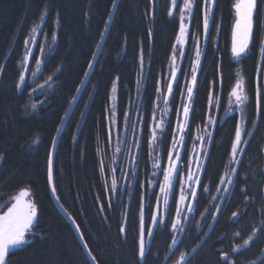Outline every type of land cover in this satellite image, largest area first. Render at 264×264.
Returning <instances> with one entry per match:
<instances>
[{
    "label": "trees",
    "instance_id": "trees-1",
    "mask_svg": "<svg viewBox=\"0 0 264 264\" xmlns=\"http://www.w3.org/2000/svg\"><path fill=\"white\" fill-rule=\"evenodd\" d=\"M112 2L0 0V66H3L0 71V212L16 193L27 189L31 201L37 206L39 225L28 244L12 250L9 264H90L74 229L51 199L47 157L56 129L102 36ZM169 3L170 0L118 1L99 56L63 127L54 154L56 196L63 209L79 225L99 264H174L179 254L188 253L208 230V227L198 229L197 221L187 223L178 243L170 250L174 233L170 227L157 225L147 246L152 254L146 261H138L136 238L141 200L146 216L154 203L153 193L149 196L141 186L148 172L147 158L143 154L139 159L133 191L128 200L125 198L120 202L112 201L106 191L105 177L109 173L106 163H103L104 171L100 168V154L108 151L107 115L112 83H117L116 112L120 119L135 94L141 50L148 64L140 103L145 117L151 113L158 80L165 75L178 32L179 7L175 16L169 17ZM233 3L234 0H218L215 23L210 22L197 73L192 105L195 111L189 118L188 135L191 136L205 120L209 95L218 93V122L207 150L210 158L205 157L203 163L207 175L201 172L199 176L210 192L198 189L196 220L208 208L215 192L213 185H219L217 178L229 163L234 125L239 116L237 112L226 114V109L239 74L250 97L243 108V115L249 121L245 123L244 139L250 143L246 146V156L240 157L242 164L237 165L239 184L231 186V194L224 200L208 235L188 257V264H222L219 259L221 251H228L237 264H247L259 256L264 247V233H260L250 245L239 252L232 251L264 219L261 211L264 208V117L256 116L254 101L257 65L262 63L258 50L264 41V0H258L260 17L249 49L238 58L230 53ZM45 9L47 14L42 22L40 40L44 36L45 41L53 42L52 48L44 56L35 81L25 80L18 89L16 84L21 74L24 41L40 22L39 16ZM153 9L154 15L151 14ZM196 16L200 27L197 28L194 21L191 33L194 30L202 33V15L196 13ZM35 51L31 66L37 60ZM182 74L181 71L179 85ZM116 77H120L119 81ZM214 80L215 84L212 83ZM45 82L46 86L34 93L36 86ZM261 84L264 93V73L261 74ZM179 91L176 87L171 99L172 115L181 102ZM33 103L35 109L31 107ZM252 120H255V126L250 123ZM168 137L169 131L165 134V138ZM186 145L182 167L186 165L189 142ZM245 185L247 194L255 197L251 202H245L240 191ZM234 211L239 215L232 218ZM172 216L174 210L165 218L169 224ZM121 226L125 227V233H121ZM236 232L241 235H234Z\"/></svg>",
    "mask_w": 264,
    "mask_h": 264
},
{
    "label": "snow or ice",
    "instance_id": "snow-or-ice-1",
    "mask_svg": "<svg viewBox=\"0 0 264 264\" xmlns=\"http://www.w3.org/2000/svg\"><path fill=\"white\" fill-rule=\"evenodd\" d=\"M218 5V0H182V4H180L179 0H170L168 16L174 17L179 7V16H178V32L179 35L177 40L179 43H184L186 41V37L188 35L189 28L193 25V22L196 21V27L199 28L200 24L197 20L196 13H200L202 15V35L205 39L209 36V26L210 22L215 23V10ZM115 0H113V7H115ZM232 9L235 13V19L232 25V47L231 52L235 57H241L246 54L249 45L253 40V32L257 27L258 20L260 17V10L258 8V0H234L232 4ZM47 14V9H45L44 14L39 16V20L43 21L44 16ZM151 14L154 15V9L151 10ZM33 27L31 31L35 33L37 28ZM107 28V24L105 25ZM217 29H219V25H217ZM103 35V34H101ZM151 35V32H149ZM53 39H55V34H53ZM30 40H25V45L29 44ZM259 55L262 63L257 65V73H256V83H255V92H254V101H255V113L257 117H264V93H262V84H261V74L264 73V41L261 42L259 47ZM95 54H93L94 56ZM183 57L184 51L180 49L178 52L173 51L171 55L172 61V71L170 73L171 80L167 85V92L164 97L165 104L168 103V98L172 96L173 93V83L177 84L179 88V84L177 81V72L180 71L175 66V61L177 56ZM200 56L201 52L199 49V45L196 47V57L197 59L192 65V73L191 79L188 84L185 85L184 89L181 90V94L183 95L186 91L187 103L183 104L180 109H176L175 112L177 117L182 116V121L178 119L177 127L173 130L170 129V134L173 136V147L171 149L165 148V152L169 161V165L166 169H163L164 175V183L159 185V194H153V198L155 200L154 207H149L147 216L145 215L143 201L141 200L140 211L138 214L139 223H138V231L136 238V254L138 257V261H146L148 255L152 253L148 249L146 245V237L151 238L154 235V229L157 225L163 224L165 228H169L173 233L175 232H183L184 231V222L187 220V215L185 212L191 213L196 211V202L198 197V189L202 190L204 193H209L210 188L208 185L204 184L203 180L196 174L189 171L186 176H181L180 174V154L176 152V147L179 145H184L187 147L186 142L184 140L185 129L187 127V121L190 117V114L194 113L193 100L194 93L197 88L198 77L197 70L200 67ZM29 58V53H25L21 66L27 62ZM141 67L143 65V57L142 50L140 56ZM37 64L40 63L39 60L36 61ZM88 68H92V64H88ZM0 71H3V66H0ZM24 71H27L25 68ZM35 75V73H33ZM88 72L84 73V76H87ZM51 79V77H49ZM120 77H116V81H119ZM81 83H83L81 81ZM213 84L216 83L214 80ZM25 84V76L21 73L18 77V83L16 87L19 89L22 85ZM117 83L114 81L112 83V91L116 92ZM159 92H163V90L159 87L156 89ZM79 91V89H77ZM231 97L234 98L236 102V107L241 110L243 113V109L240 107L241 105H245L250 97L246 93L245 82L241 78L237 81L235 86L231 89L230 92ZM75 100V97H73ZM27 107V105H25ZM33 109L36 108V104L33 103L31 105ZM229 109L228 111H230ZM110 113H114V109L108 110ZM65 115L67 113L65 112ZM194 118V116H193ZM128 114L124 113L125 124L128 122ZM155 119V116H153ZM209 125L215 123L211 117L208 120ZM249 123L246 117L242 114L241 120L235 122L234 125V138L231 140L230 144V161L229 167L227 170L220 175L218 179L219 185H224L223 188L213 185L215 187V191L222 193L219 197L221 200L224 199L223 193H230V189L228 186H236L240 181V172L236 167H232L231 165H241L242 161L240 159L241 156H246V146L249 145L250 141L244 139L245 130L243 124ZM250 123L255 126V120L250 121ZM164 121L161 120L159 122L158 127L163 131ZM171 122H169V126ZM135 127V126H133ZM59 132V128L56 129ZM190 131V129H189ZM176 133H181L179 141L176 140ZM111 125L109 126L108 138L111 139ZM249 136L252 135L251 132L248 133ZM152 140H156V132L153 129L152 132ZM33 143H36L34 140ZM56 146V138H52L51 142V150L48 153L47 157V182L51 186V192L53 196L56 197L57 201H59V197L56 196V187L54 183V152ZM119 151V149H117ZM203 153V148L201 149ZM207 158H210V154H205ZM193 163L196 164L197 171L202 172L205 176L207 175V167L205 165H201L199 160L194 159ZM158 167V165H156ZM101 171H104L105 165L101 162L100 165ZM175 176L180 184V191L178 198L174 193L172 178ZM185 180L187 184L185 186ZM155 183V181H153ZM116 181L113 180V186H115ZM241 193L244 194L245 202H251L255 199L253 196H249L247 194L248 189L245 185L240 189ZM29 196V190L25 189L20 192V194L15 197L16 202L12 204L11 207L8 208L7 212L3 215H0V264H9V256L13 249L24 246L30 242V236L34 232L35 228L38 225L37 218V206L31 200L25 201L23 198ZM172 197V207H169V197ZM213 200L217 199L216 196L211 197ZM111 206V205H109ZM63 207V205H61ZM174 210V216H172L170 224L166 222L165 217L172 215ZM66 211V210H65ZM221 208L219 205L216 206L215 211H210L209 209H205V213L209 214V218L211 220H216L218 217ZM264 212V208L261 209ZM202 219L204 218V213L200 214ZM239 215V212H232V218H235ZM75 223V220H73ZM199 226V224L197 225ZM209 228L212 227L211 224L207 225ZM77 231L80 232L79 225H77ZM121 233H125V227L121 226ZM260 233H264V219L261 220L260 226L255 227L252 233L246 238L243 239L242 244H237L232 248L233 252H239L242 248L250 245L253 239ZM236 236H240L241 233H234ZM80 239L84 243V248L88 252L90 259L93 264H99L96 256L93 254L92 249H90L87 241L85 240L84 234L80 233ZM178 240L175 235L172 236V245H176ZM195 251V249H193ZM261 251L264 252V248H261ZM188 253L181 252L179 254L178 259L175 264H188ZM219 259L222 264H237L236 259L230 257V253L228 251H221L219 253ZM256 261H259V264H264V259L260 256H256L255 259L249 264H256Z\"/></svg>",
    "mask_w": 264,
    "mask_h": 264
},
{
    "label": "rangeland",
    "instance_id": "rangeland-1",
    "mask_svg": "<svg viewBox=\"0 0 264 264\" xmlns=\"http://www.w3.org/2000/svg\"><path fill=\"white\" fill-rule=\"evenodd\" d=\"M180 4H182V0L180 1ZM179 16V12H178ZM234 19H235V13H234ZM234 22V21H233ZM37 25L39 27L37 28V31L33 33L32 31L29 33V36L26 40H30L31 42L24 47V54L29 53V58L27 62L21 66V73L25 76V80H29L31 82H34L38 73L41 71V65L42 60L44 56L50 52L53 42H47L45 41V37L43 36L40 40V34H41V27H42V21H40ZM36 25V26H37ZM35 26V27H36ZM203 31V30H202ZM201 31V32H202ZM179 35V32H177L173 48L171 51V55L173 51H179L180 49H183L184 56L180 57L177 56V59L175 61V66L180 69L179 72H177V81L180 72H183V76H181V85H179V92L180 93V104L178 105V109L181 108V106L185 103H187L186 98V91L184 94H181V90L184 89L185 85L190 82L191 79V73H192V65L197 59L196 57V47L197 44L199 45V49L201 52L200 56V62L203 54L204 49V37L202 33L198 32L197 30L192 31L191 33V27L189 28L188 35L186 37V41L184 43H179L177 40V37ZM206 41V39H205ZM230 51L232 47V30H231V40H230ZM36 47L39 48V50H36ZM36 50V51H35ZM37 52V60L40 61L39 64L36 62L31 66L32 64V56L33 53ZM232 54V52H230ZM94 54V53H93ZM171 55L168 61V65L166 67V72L162 80H158L157 87L161 88L163 92L156 91V97L154 99L151 113L149 117H145V112L143 111L141 107V95H142V89L144 84V79L146 75V69L148 62L143 59V65L141 67V62L139 59V68L136 75V88H135V94L131 101L129 102L125 113L128 114V122L125 124L124 116L119 119L117 117L116 112V92H113L111 89L110 92V102H109V109H114V113H110L108 111L107 115V130L109 133V126L111 125V139L108 138V151L105 155L104 162L107 165V168L109 170L108 176L105 178V183L107 186V190L109 191L110 196L112 197V200L115 202H120L121 200L125 199L128 200L130 194L133 191L135 182H136V175L139 165V159L143 154H145V157L147 158V168L146 171V177H143V181L141 186L143 187V192L148 193L150 196L152 193L159 194V185L164 183V175H163V169H166L169 165V161L165 152V148L167 146L168 149H171L173 147V136L170 134L169 127L172 125V129L174 130L177 127L178 119L182 121V116L177 117L176 112L174 111V114L172 115V106H171V99L173 97V93L175 92V89L177 87L176 83H173V93L172 96L168 98V103L165 104L164 97L167 92V85L171 80L170 73L172 71V61H171ZM233 56V54H232ZM235 57V56H234ZM36 60V61H37ZM27 69V71H24V69ZM35 73V75H33ZM198 73V70H197ZM240 74L237 77L236 83L238 80H240ZM235 83V84H236ZM39 85V84H38ZM36 86V89L34 93L41 91L45 87L46 82L42 85ZM23 86V85H22ZM235 86V85H234ZM219 95L217 94H210L208 98L207 103V112L204 122L197 126L191 136H189V119L187 121V127L185 129L184 140L185 142H189L188 147V155L186 160V165L184 167L181 166L182 163V155L184 153L185 146L179 145L176 147V152L180 154V174L181 176H186L189 169L191 172L196 173L198 176H200L201 172L197 171L196 164L193 163V160H199L200 164L203 165L205 157L207 154V150L209 147V144L212 140L213 133L215 126L218 122V111H219ZM242 109L244 108V105L240 106ZM231 109L230 111H228ZM176 110V109H175ZM227 113H233L237 112L239 119L241 120L242 112L240 109L236 107V102L233 97L229 94L228 102H227ZM153 116H155V119H153ZM209 117L212 118L215 123L209 125L208 120ZM190 118V117H189ZM163 120V131H161V128L158 127L159 122ZM169 122H171V125L169 126ZM135 126V127H133ZM244 130H245V124H243ZM153 129H155L156 132V140H152V132ZM169 131V137L168 139L165 138L166 132ZM176 140L179 141L181 133H176ZM190 137V139H189ZM245 138V134H244ZM203 148V153L201 149ZM119 149V151H117ZM144 157V156H143ZM230 161V158H229ZM158 165V167H156ZM229 163L227 168L229 167ZM232 166V165H231ZM225 169V171L227 170ZM224 171V172H225ZM113 180L116 181L115 186H113ZM146 180V181H145ZM155 181V183H153ZM172 184H173V190L175 195L178 198L179 191L181 184L179 180L173 176L172 178ZM187 184V181L185 180V186ZM219 187L223 188L224 185H218ZM25 189H21L18 193H16L9 205L0 212V215H3L5 212H7L8 208L12 206L13 203L16 202L15 197H17L20 192ZM231 190V189H230ZM222 193L215 191L213 196H216L217 199L213 200L210 199V203L207 209L210 211H215V208L218 204L219 197ZM229 196V193L228 195ZM25 201L31 200L30 196L23 198ZM172 197H169V207L171 206ZM155 205V200L153 203V207ZM185 215H187V220L185 222V225L190 222L197 221L198 229H202L203 227H208L207 225L211 223V219L209 218V214L204 212V218L198 217L196 220L195 211L188 213L185 212ZM166 218V217H165ZM180 232H175L174 235L177 238ZM150 241V238L146 237V245L148 246Z\"/></svg>",
    "mask_w": 264,
    "mask_h": 264
},
{
    "label": "water",
    "instance_id": "water-1",
    "mask_svg": "<svg viewBox=\"0 0 264 264\" xmlns=\"http://www.w3.org/2000/svg\"><path fill=\"white\" fill-rule=\"evenodd\" d=\"M117 3H118V0H115V5H116V6H117ZM116 6L113 7V4H112V8H111V11H110V14H109V16H108L107 23H106V24H107V28H104L103 33H102L103 35L101 36V38H100V40H99V43H98V45H97V47H96V49H95V51H94V54H95V55L92 56V58H91V60H90V63L92 64V68L89 69V68L87 67V69H86L85 72H88V75H87V76H83V78H82V80H81L83 83L80 82V84H79V86H78V88H77V89H79V91L76 90V93H75V95L73 96V97H75V100H73V99L71 100V102H70L68 108H67L66 111H65V112L67 113V115H65V113H64V115H63V117H62V119H61V121H60L59 126H58V128H59V132H57V131L55 132V135H54V137L56 138V146H55V149H56V147H57V143H58V140H59V138H60V135H61V132H62V130H63V127H64V125H65V123H66L68 117L70 116V114H71L73 108L75 107L76 101H77L79 95L81 94V92L83 91V89H84V87H85V85H86V83H87V81H88V78H89V76H90V74H91V72H92V70H93L94 64H95V62H96V60H97V58H98V56H99V53H100V51H101V48H102L103 43H104V41H105V38H106V36H107L108 30H109V28H110L111 21H112V18H113V15H114V12H115ZM54 153H55V152H54ZM234 167L237 168V165H234ZM48 185H49V184H48ZM228 187H229V186H228ZM49 193H50L51 199H52L54 205L56 206L57 210L62 214V216H63V217H64V218L70 223V225H71L72 228L74 229V231H75V233H76V236H77V238H78V241H79V243H80V246H81V248H82L84 254L86 255L87 259L89 260V262H90L91 264H93L92 260L90 259L89 255H88V252H87V251L85 250V248H84V243H83V242L81 241V239H80V233H81V232H78V231H77V224H76V223H73V219H72V217H71V216H70V215H69V214L63 209V207H61V204H60L59 201H57L56 197L53 196V194H52V192H51V186H50V185H49ZM225 195H226V193H223L224 198H225ZM223 200H224V199H223ZM223 200H221V199L219 200L218 205H219L220 207H221V205H222V203H223ZM213 223H214V220H212L210 224L213 225ZM183 226H185V223H184ZM211 228H212V227H211ZM211 228H208V230H207V232H206V234L204 235L203 238H205V237L208 235V233L210 232ZM181 234H182V232L180 233L179 238H180ZM179 238H178V239H179ZM202 240H203V239H202ZM202 240L198 243V245H197L196 247H198L199 244H201ZM174 246H175V245H174ZM196 247H195L194 249H196ZM263 248H264V247H263ZM192 253H193V251H192L191 253H189L188 257H189ZM259 256H260L261 258H263V256H264V252L261 251V253H260ZM258 263H259V261H256V264H258ZM247 264H249V263H247Z\"/></svg>",
    "mask_w": 264,
    "mask_h": 264
},
{
    "label": "bare ground",
    "instance_id": "bare-ground-1",
    "mask_svg": "<svg viewBox=\"0 0 264 264\" xmlns=\"http://www.w3.org/2000/svg\"><path fill=\"white\" fill-rule=\"evenodd\" d=\"M119 1V0H118ZM112 4H113V2H112ZM118 4V3H117ZM117 7V6H116ZM111 8H112V6H111ZM111 8H110V11H111ZM110 11H109V14H110ZM115 11H116V9H115ZM114 14H115V12H114ZM109 16V15H108ZM113 17H114V15H113ZM108 19V18H107ZM113 19V18H112ZM43 22V21H42ZM112 22V21H111ZM106 23H107V21H106ZM106 25V24H105ZM41 29H42V27H41ZM44 35V33H42V36ZM40 36H41V34H40ZM22 87V86H21ZM20 89V88H19ZM75 93H76V91H75ZM75 93H74V95H75ZM82 93V92H81ZM73 95V96H74ZM81 96V94L79 95V97ZM79 97H78V99H79ZM72 99H73V97H72ZM71 99V100H72ZM78 99H77V101H78ZM77 101H76V103H77ZM71 102V101H70ZM70 104V103H69ZM69 106V105H68ZM68 108V107H67ZM74 109V108H73ZM57 148V147H56ZM50 150H51V147H50ZM55 151H56V149H55ZM55 154V153H54ZM107 154V153H106ZM106 154H104V153H101L100 154V158L102 159V162H104V158H105V155ZM106 178V177H105ZM106 191L109 193V191L107 190V186H106ZM112 198V197H111ZM113 201V200H112ZM212 221V220H211ZM202 239H204V238H202ZM201 239V240H202ZM198 244H196L189 252H188V254L189 253H191L192 251H193V249L197 246ZM200 245V244H199ZM174 247V246H173ZM172 246H171V248H170V250L173 248ZM198 247H196V249H197ZM195 249V250H196ZM193 252H195V251H193ZM191 256V255H190ZM91 264V263H90ZM175 264V263H174Z\"/></svg>",
    "mask_w": 264,
    "mask_h": 264
}]
</instances>
